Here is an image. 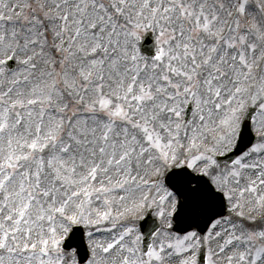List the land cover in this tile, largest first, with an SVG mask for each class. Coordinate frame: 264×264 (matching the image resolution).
I'll list each match as a JSON object with an SVG mask.
<instances>
[{"label":"snow or ice","instance_id":"obj_1","mask_svg":"<svg viewBox=\"0 0 264 264\" xmlns=\"http://www.w3.org/2000/svg\"><path fill=\"white\" fill-rule=\"evenodd\" d=\"M0 264H264V0H0Z\"/></svg>","mask_w":264,"mask_h":264},{"label":"water","instance_id":"obj_2","mask_svg":"<svg viewBox=\"0 0 264 264\" xmlns=\"http://www.w3.org/2000/svg\"><path fill=\"white\" fill-rule=\"evenodd\" d=\"M150 37L148 38V40L145 42L144 44V50H146L149 53H152L151 50L153 48V41L149 40ZM252 134L251 133H246L245 138L243 140V142L239 145L237 151L239 152L240 150H243L245 148V146L249 143L250 140H252ZM142 228L143 230H146V228L148 227V225L144 224V222H141ZM73 240V238L71 239ZM72 244L80 247V245L78 243H76L75 241H72Z\"/></svg>","mask_w":264,"mask_h":264},{"label":"rangeland","instance_id":"obj_3","mask_svg":"<svg viewBox=\"0 0 264 264\" xmlns=\"http://www.w3.org/2000/svg\"><path fill=\"white\" fill-rule=\"evenodd\" d=\"M147 32H148V31L145 30V31L142 33V38H143V35H145ZM149 32H151V31H149ZM152 33H153V32H152ZM153 36H154V38H155V34H154V33H153ZM142 38H141L140 43L142 42ZM154 43H155V42H154ZM152 52H153V51H152ZM145 54H149V55H150L151 53H146V52H145ZM139 222H140V220L137 221L138 225H139ZM100 235H105V233L101 232ZM97 239H99V236L97 237Z\"/></svg>","mask_w":264,"mask_h":264}]
</instances>
